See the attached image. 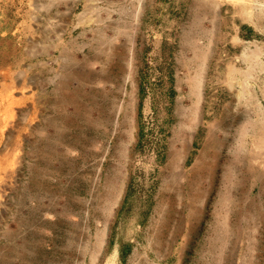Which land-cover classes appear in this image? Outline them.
Masks as SVG:
<instances>
[{
  "label": "rangeland",
  "instance_id": "1",
  "mask_svg": "<svg viewBox=\"0 0 264 264\" xmlns=\"http://www.w3.org/2000/svg\"><path fill=\"white\" fill-rule=\"evenodd\" d=\"M0 264H264V0H0Z\"/></svg>",
  "mask_w": 264,
  "mask_h": 264
},
{
  "label": "bare ground",
  "instance_id": "2",
  "mask_svg": "<svg viewBox=\"0 0 264 264\" xmlns=\"http://www.w3.org/2000/svg\"><path fill=\"white\" fill-rule=\"evenodd\" d=\"M119 181H120V180L118 179L115 183L119 185ZM116 190H117V189H116Z\"/></svg>",
  "mask_w": 264,
  "mask_h": 264
},
{
  "label": "trees",
  "instance_id": "3",
  "mask_svg": "<svg viewBox=\"0 0 264 264\" xmlns=\"http://www.w3.org/2000/svg\"><path fill=\"white\" fill-rule=\"evenodd\" d=\"M172 91H173V93L175 92L174 89Z\"/></svg>",
  "mask_w": 264,
  "mask_h": 264
}]
</instances>
